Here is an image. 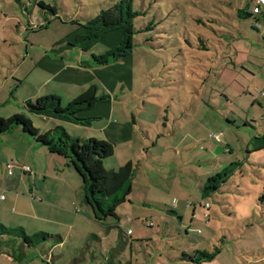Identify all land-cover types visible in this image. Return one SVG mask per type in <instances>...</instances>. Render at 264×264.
Returning a JSON list of instances; mask_svg holds the SVG:
<instances>
[{"label": "rangeland", "instance_id": "1", "mask_svg": "<svg viewBox=\"0 0 264 264\" xmlns=\"http://www.w3.org/2000/svg\"><path fill=\"white\" fill-rule=\"evenodd\" d=\"M118 1L0 0V117L20 114L39 131L61 125L81 143H109L115 155L105 168L133 162L136 173L134 192L118 209L121 221L109 219L118 228L108 240L100 236L102 242L92 213L67 197L61 205L49 198L45 218L23 221L32 264H106L120 231L139 241L134 264H193L184 255L216 249L215 263L207 264H264V148H258L264 144V7L258 16L240 17L257 0H133L143 13L137 28L154 30L136 36L129 63L94 66L80 47L66 44L76 43L87 19ZM117 34L105 36L93 53L116 47ZM65 64L76 83L61 79ZM93 86L98 96L104 89L112 94V102L86 113L101 118L92 127L39 116L26 104L53 96L66 107ZM214 133L223 136L211 139ZM230 166L234 172L220 190L203 199L208 179Z\"/></svg>", "mask_w": 264, "mask_h": 264}, {"label": "trees", "instance_id": "2", "mask_svg": "<svg viewBox=\"0 0 264 264\" xmlns=\"http://www.w3.org/2000/svg\"><path fill=\"white\" fill-rule=\"evenodd\" d=\"M245 14L247 16L260 15L254 13V10L252 13H246L244 10L239 12L240 17ZM141 15L143 13L135 9L133 0H119L110 8L103 9L97 16L87 19L81 26L84 32L78 36L73 46L77 45L84 53H92V65L97 67L123 62L135 54L136 36L145 30H154L151 26L141 30L137 28L136 20ZM117 32L121 33V40L116 47L99 55L93 53L105 36ZM149 41V39L145 40L146 43ZM200 42L203 43L202 40ZM203 48L207 49L204 46ZM15 81L19 84L22 83ZM99 91L98 86H93L66 107H63L60 97L53 96L42 97L35 104L29 103V105L43 109L32 111V113L87 128L92 127L101 118L87 116L86 113L96 109L100 103H110L112 99L106 93L98 96ZM17 129H21L24 134L34 139L52 154L64 157L75 169L83 181L85 202L92 209L97 221L120 219L118 209L127 203L133 193V182L136 176L133 162L127 163L119 170H107L104 165L105 161L115 155V149L109 143L97 139H87L81 143L79 138L70 137L63 126H57L51 133L43 134L36 129L31 120L23 115H15L10 119L0 118L1 134ZM258 148H264V144L261 143ZM231 166L225 170L224 174L218 173L208 179L202 188L203 199H207L220 190L226 182V178L234 172ZM260 201L264 202V194ZM206 214L208 215V213ZM13 233L22 234L25 242H30L22 229L10 230L0 224V235ZM36 237L39 236L36 235ZM215 253L219 254L220 252L216 249ZM215 253L197 251L195 256L186 254L184 258L189 259L193 264L212 263L217 256Z\"/></svg>", "mask_w": 264, "mask_h": 264}, {"label": "crops", "instance_id": "3", "mask_svg": "<svg viewBox=\"0 0 264 264\" xmlns=\"http://www.w3.org/2000/svg\"><path fill=\"white\" fill-rule=\"evenodd\" d=\"M117 37L118 39H121L119 34H117ZM66 45H68L69 49L77 48V45ZM77 50L80 55L86 57L92 63V53H84L79 49ZM131 57L120 63H129V61L132 59ZM69 69V65L65 64L63 71L66 73V75H61V79L68 78L70 79L71 83H76V76H73V74L70 75ZM130 72L133 73V70L129 69L125 76L129 77ZM20 82L22 83L19 84L14 81L15 84H19L21 86L24 81ZM64 82L67 81L64 80ZM104 93L108 94L107 90L104 89L103 94ZM109 95L112 97V94ZM11 98L15 100V96H11ZM37 98L40 99L42 97ZM61 99L62 102H64V99ZM29 103H33L32 99L27 101L26 104L29 105ZM22 108L24 109V107ZM134 123L137 125V127H139L135 118ZM109 126V128L114 127L113 123H111ZM118 128L121 129V127ZM133 129V127H127L125 128V131L130 132ZM45 130L47 131V129ZM52 131L47 133H51ZM44 132V130L41 131V133L47 134ZM10 164L13 165L12 170L8 169V165ZM26 168H30L31 171H27ZM53 183L58 184L56 191L50 190V186ZM0 196H5L4 200H0L1 225L10 230L22 229L28 238L29 236L26 231L27 227L23 221L26 219L29 220L31 218H45L48 208L52 206L49 203V198L54 199L57 204L61 205L65 201L64 197H67V200H71L73 204L79 205L82 208L87 209L89 213H92V217L94 221H96L95 223H99V225L102 227L101 232L98 231L97 233L98 237H96V239L98 241L102 242V239H100L102 236H105L108 240V237L112 232L111 229L118 228V225L112 226L109 224V220L105 222H99L94 218L92 209L85 202L83 181L75 169L68 163V161L62 156L49 152L34 139L24 134L21 129H17L5 134L0 133ZM205 209L204 211L206 214L207 211ZM120 221L121 218L117 220L118 223ZM129 232L128 234L124 235L120 231V234L115 242L116 245L111 247L108 253V255L113 254L115 257L109 256V258L106 260V264H134V253H139L138 250L134 251L136 249L135 243L139 241H134L131 235L132 233L130 234ZM129 235H131L132 238ZM93 237L95 236L93 235ZM148 241L153 242L151 239ZM29 243L25 242L22 234L20 233L0 235V264H32L31 246H29ZM61 243L55 245L53 249L59 246ZM128 255H130L129 259ZM52 257L53 260H58L60 258L55 256ZM122 258H125V263L124 261L123 263L119 261ZM212 263H215V260Z\"/></svg>", "mask_w": 264, "mask_h": 264}, {"label": "built area", "instance_id": "4", "mask_svg": "<svg viewBox=\"0 0 264 264\" xmlns=\"http://www.w3.org/2000/svg\"><path fill=\"white\" fill-rule=\"evenodd\" d=\"M262 7H264V0H257V4H256V7L254 9V13L261 14L262 13ZM222 136H223L222 133H214V134H211L210 137H211V139H217V140H219V139L222 138ZM8 169L9 170H12L13 169V165L12 164L8 165ZM26 170L27 171H31L30 168H26ZM1 199L4 200L5 199V196H0V200ZM210 207H211L210 204H207L205 208L208 210V209H210ZM205 216L208 217L207 214H205ZM146 224L149 227H152L153 226V224L151 222H149V223L147 222Z\"/></svg>", "mask_w": 264, "mask_h": 264}, {"label": "water", "instance_id": "5", "mask_svg": "<svg viewBox=\"0 0 264 264\" xmlns=\"http://www.w3.org/2000/svg\"><path fill=\"white\" fill-rule=\"evenodd\" d=\"M30 108H31V110H33V111H40V110H43V109L36 108V107H34V106H31Z\"/></svg>", "mask_w": 264, "mask_h": 264}]
</instances>
